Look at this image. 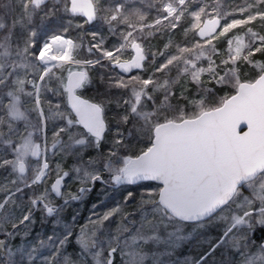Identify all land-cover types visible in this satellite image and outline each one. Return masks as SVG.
<instances>
[{
  "label": "snow or ice",
  "instance_id": "obj_1",
  "mask_svg": "<svg viewBox=\"0 0 264 264\" xmlns=\"http://www.w3.org/2000/svg\"><path fill=\"white\" fill-rule=\"evenodd\" d=\"M128 2L0 0V170L10 177L0 183L6 193L0 200V264H18L17 256L21 264L38 257L40 264H87V258L114 264L118 252L121 264H179L165 258L195 239L182 231L189 223L223 227L214 241H205L198 259L183 264H264V62L251 59L264 52V34L250 26L259 19L264 28V0H144L154 12L151 20ZM17 9L19 16L11 18ZM94 22L107 25L118 43L109 47L106 37L85 33ZM18 26L26 36L16 33ZM241 27L242 35L227 37V58L217 64L212 41ZM178 28L185 42L174 52L171 39L158 52L146 45L157 33ZM44 29L49 35L37 47ZM70 29L80 33L76 40L67 38ZM85 34L92 42L85 44ZM241 60L258 71L242 75ZM97 67L104 91L84 98ZM134 69L139 71L127 75ZM182 78L196 86L195 96L182 87L177 97ZM48 94L64 102L54 103ZM113 104L119 111L110 119ZM89 150L95 155L85 158ZM68 158L73 163L64 170ZM144 181L158 185L142 193L139 220H130L137 213L120 204L93 212V228L76 236L77 259L67 254L72 228L61 227L65 208L97 182L115 189ZM68 183H77V191L66 193ZM129 201H135L132 191L124 204ZM37 211L42 223L51 221L46 237L33 236ZM17 236L34 242L13 249Z\"/></svg>",
  "mask_w": 264,
  "mask_h": 264
},
{
  "label": "rangeland",
  "instance_id": "obj_2",
  "mask_svg": "<svg viewBox=\"0 0 264 264\" xmlns=\"http://www.w3.org/2000/svg\"><path fill=\"white\" fill-rule=\"evenodd\" d=\"M213 1L214 0H211L210 2L211 3H214ZM117 2H118V0H117ZM232 2H233V0H224V4H227V5H231ZM239 2H242V0H238L237 1V3H239ZM192 7H195V5H192ZM127 8H140L143 11L149 12V9L147 7V3L144 2V0H129V2L127 3ZM0 13H1V11H0ZM153 13L154 12H149V20H151ZM18 16H19V9L16 10V13L11 18H17ZM11 18L6 17L5 18L6 19V22L10 23L11 22ZM37 23H38V18H37ZM187 23H188V21L186 23H184L182 21V24L185 27L187 26ZM252 23H254V28H255V29H253L254 31H257V32L260 31L261 34H264V28H261L260 27L261 21H259V19H257L256 21H254ZM101 30L103 32H105V30H108L107 25L103 24L102 22H94L93 24L85 25V33H90V32L95 31V32H97V33H99L100 35L103 36V34L101 33ZM243 32H244V29H242V28L233 29L230 33L226 34L225 37H217L216 39H214L212 41V43H214V42H216V43L217 42H225L226 43V45L223 47V49L220 50L219 53L216 55L217 59H220V61H221L222 59H226L227 58V49H228L227 37L233 36V35H242ZM16 33L18 35L26 36V33H23L22 32V29L19 26L16 29ZM48 34H49V32L46 29L39 30L38 31V35L36 37L37 47H39V45L48 36ZM79 35H80V33L77 30H75V29H70L69 32L66 34L67 38H72L74 40H76ZM191 35L192 34L189 33V37H191ZM160 36H161V34L157 33L151 39H157ZM169 39H171V44H174V43L175 44L182 43L181 46H183V44L185 42V36L183 34V28H178L176 30H171L170 33L164 34V40L162 42V45L160 47V50H163L164 49V45L169 42ZM84 41H85V44H88V43L92 42L91 35L85 34L84 35ZM115 43H118V37H116V36H110V38L107 39V46L110 47L111 45H113ZM146 45H148L150 47L151 46L154 47L155 42L150 41V43H149L148 41H146ZM155 49H153L152 51H154ZM130 54H131V50L129 49V52L125 54V58H128V56ZM82 55H83V57H87V51H86V49H83L82 50ZM251 59L253 60V62H255V61L264 62V56L263 55H259V53H255L254 56ZM162 60H163V58L162 57H159L157 59L156 63L159 64L160 62H162ZM203 63L206 66L207 61H203ZM245 63L246 62H244L243 60L239 61L240 70H241L242 66ZM96 71H97V69H91L90 70V75L93 78V81H94L93 74ZM136 73H133L132 75H134ZM100 74H101V69H99V71H97V76L99 77ZM221 74H223L222 69H221ZM65 75H66V73H65ZM158 75H162V74H158ZM170 75L173 76V77L176 75L175 69L172 70V72L170 73ZM202 79L206 81L207 80V74H205L202 77ZM193 86H195V85L193 83H191L190 79H187L186 80L185 78H182L181 83L179 85H177L176 86V89H175L177 97H179L180 91H181V88L182 87H186L188 89V92L186 93L187 95H189V96H195L196 89ZM90 88L88 90L84 91V93H83L84 97L85 98H90V97L91 98H97L98 97V94H96ZM222 94H223V90H222V93L220 95H222ZM47 98L48 99L51 98V100L54 103H56V102L63 103L64 102L62 100V98L57 97V96H53L51 94H48ZM173 102H175V100ZM181 103H183V101H181ZM117 111H119V110L115 107V104H113L112 107L110 108V113H109L110 119H111V116L114 113H116ZM51 132H52V125H49V128H48V135H49V137H51ZM138 146L141 147L142 145H138ZM87 153H90V155H95V153L92 150H89L88 152L85 153V158L88 157V154ZM59 159H60L59 156L55 157V159L53 161V166H54L55 160H59ZM72 163H73L72 159L71 158H68L64 162V170H68L71 167ZM54 178H55V173H53L48 178V180H47V185L48 186H50V184L52 183V181L54 180ZM105 178L107 179V176L106 175H105ZM8 179H10V177L7 176V173L5 171H3V170H0V183H6ZM73 185H74V183H68L67 188H64V191L66 193L68 191H71L73 193L76 192L77 189H78V187H79V185L76 187L75 190L74 189L72 190V186ZM154 185L157 187L156 184H154ZM9 187H11V186L9 185ZM108 187H112V186H108ZM106 194H107V192L101 191V189H99L97 195L95 196V199L99 200L100 202H93V200H89L91 198H89L88 194L81 201L73 202L70 206H68L67 208H65V210L62 213V225H61V227L63 226V224H68L69 225V220L68 219L70 217V220H71V222H70L71 228H75V227L76 228H88V227L93 228V225L90 223V219H89L90 217H92L93 212L101 213V212H103V211H105L107 209H110V208H112V207H114V206L117 205V204H115L113 202V200L106 201ZM4 195H6V193H0V200H2L4 198ZM132 206H133L132 204H127V205H124L123 207H124V210L126 208V210H125L126 212H130V208ZM73 217H75V222H73ZM119 220H120V217L119 216L114 217L112 219L111 224H110L111 229L116 228L117 222ZM37 221L38 222H36L35 225L33 226V228H35V229L36 228H39V225L40 224H46V226L43 227V228H52L51 221H48L47 223H42L41 222V213L39 214ZM202 227L203 226H201L199 228H202ZM222 227H223V225H222ZM7 228L10 229V225H8ZM40 228H42V227H40ZM183 228H187V227H183ZM191 228H194V227H191ZM37 232L38 231H36V233ZM22 234L23 233H21V235ZM46 234H44L43 236L46 237ZM33 236L32 237L29 236L27 240H22L20 236H17L16 239L11 242V246L13 247V249H16L18 247H21V246L27 244L28 242H34ZM78 250L79 249L77 248V245H75L74 248H73V247L70 246V243H69V245L67 247V254H69L70 256H72L74 259H77L76 253H77ZM39 255L40 256L47 255L46 250L45 251H41ZM15 259L18 262V264H21L20 257L19 256L15 257ZM119 262H121V257L115 255L114 264H117ZM22 264H27V262L24 261V262H22ZM33 264H40L39 257L37 258L36 261L33 262ZM87 264H92L91 258H87Z\"/></svg>",
  "mask_w": 264,
  "mask_h": 264
},
{
  "label": "trees",
  "instance_id": "obj_3",
  "mask_svg": "<svg viewBox=\"0 0 264 264\" xmlns=\"http://www.w3.org/2000/svg\"><path fill=\"white\" fill-rule=\"evenodd\" d=\"M211 0H205V3H211ZM238 0H236L237 2ZM214 3L216 2V0L213 1ZM220 3L224 4V0H219ZM1 13L3 12V9H0ZM154 15V13L152 14V16ZM184 23L187 22V18H185V20L183 21ZM253 29L254 28V23H252L250 25ZM242 29H244L245 31V27H241ZM260 32V31H259ZM101 33L103 34L104 37H106L107 39L110 38V34L108 32V30H105V32H103L101 30ZM49 35V34H48ZM164 40V35H161L160 37H158L157 39H150L148 40V42L150 43V41L155 42L154 47L151 46V50L155 49L154 51H160V47L162 45V42ZM177 44H182V43H177ZM177 44H171V48L170 51L173 50V52L175 51L176 45ZM213 45L216 46L217 52L216 54H214L212 56V59L216 61V63H220V59H217L216 55L219 53L220 50L223 49V47L226 45L225 42H214ZM259 55H263L264 56V52H260ZM97 69V71H99V68H95ZM97 71L94 72L93 77H94V83L91 86V90L94 91L96 94L98 93H103L104 88L103 85L100 84L99 81V77L97 76ZM241 74L243 75L244 73H252L255 74L258 69L256 70V68H254L252 65H249L247 63H245L242 68H241ZM196 89V86H193ZM218 95H220L222 93V90H217ZM112 107V105H111ZM139 144L136 145L137 148H139L138 146ZM88 156L90 155V153H87ZM87 157V156H86ZM78 186V184L74 183V185L72 186V190L76 189V187ZM155 185L154 183H142L136 186H122L119 188H113V187H108L105 186L99 182H97L96 186L94 187V189L88 193L89 200H93V202H100L99 200L95 199V196L98 193V190L101 189V191L107 192L106 194V201L108 200H113V202L115 204H120L122 207L125 205L124 204V198L127 194L128 191H132L133 195L135 197V201H129L128 204H132L133 206L130 208V212H135L137 213L136 215L130 217V220H139V214H138V203L140 201L141 195L142 193H146L148 191H151L153 189H155ZM88 203V202H87ZM127 205V204H126ZM124 208V207H123ZM126 210V208H125ZM71 216V215H70ZM69 225H70V217H69ZM46 224H40L39 228H33V235L36 233V231H38L37 233H39L40 235H44V234H49L52 231V228H43L45 227ZM71 226V225H70ZM73 226V225H72ZM42 227V228H40ZM183 227H187V228H182V231L185 234H191L192 236L195 237V239H189L187 241H185L182 246L180 248L177 249L176 253L174 256L172 257H166L165 259H171V260H176L179 262V264H183V261L185 259L188 260H196L199 258V256L207 250V244H206V240L208 241H214L219 235H220V231L222 228V225H216L214 223H208L205 226H203L202 228H196L197 226L194 224H185ZM194 227V228H191ZM84 230L85 232H89L92 228L88 227V228H72V237L70 238V246L74 248V246L76 245V236L80 234L81 230ZM115 229V228H114ZM113 229V230H114ZM46 234V236H47ZM261 231L258 230L256 233L257 238H259V236L261 235ZM32 237V236H30ZM106 255V253H105ZM116 256H119V252L115 254ZM217 261H219L220 259H222V257L219 254V250L216 254ZM117 264H121V262L117 263Z\"/></svg>",
  "mask_w": 264,
  "mask_h": 264
},
{
  "label": "water",
  "instance_id": "obj_4",
  "mask_svg": "<svg viewBox=\"0 0 264 264\" xmlns=\"http://www.w3.org/2000/svg\"><path fill=\"white\" fill-rule=\"evenodd\" d=\"M135 71H139V70H135L134 69L133 72H135ZM129 74H131V73H129ZM129 74H127V75H129ZM142 183H154V184L158 185V182H154V181H144V182H140V183L135 184V185H125V186H136V185H139V184H142ZM189 224H191V223H189Z\"/></svg>",
  "mask_w": 264,
  "mask_h": 264
},
{
  "label": "flooded vegetation",
  "instance_id": "obj_5",
  "mask_svg": "<svg viewBox=\"0 0 264 264\" xmlns=\"http://www.w3.org/2000/svg\"><path fill=\"white\" fill-rule=\"evenodd\" d=\"M137 71H135V72H132L131 74H129V76L130 75H132L133 73H136ZM85 98V97H84ZM49 99H51V98H49ZM51 125V124H50ZM53 182V181H52ZM64 190V189H63ZM57 203H62V201H60V200H57ZM39 214H40V212L39 211H37L36 212V214H35V216H36V222H38L37 220H38V216H39ZM10 230V229H9ZM0 238H2V237H0Z\"/></svg>",
  "mask_w": 264,
  "mask_h": 264
}]
</instances>
